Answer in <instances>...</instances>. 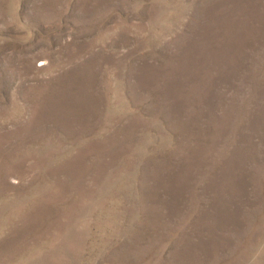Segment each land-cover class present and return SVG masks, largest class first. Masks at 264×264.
<instances>
[{
	"label": "rangeland",
	"instance_id": "obj_1",
	"mask_svg": "<svg viewBox=\"0 0 264 264\" xmlns=\"http://www.w3.org/2000/svg\"><path fill=\"white\" fill-rule=\"evenodd\" d=\"M0 264H264V0H0Z\"/></svg>",
	"mask_w": 264,
	"mask_h": 264
}]
</instances>
